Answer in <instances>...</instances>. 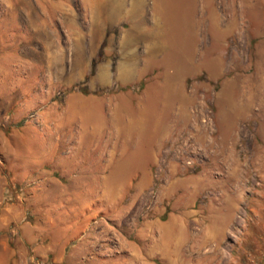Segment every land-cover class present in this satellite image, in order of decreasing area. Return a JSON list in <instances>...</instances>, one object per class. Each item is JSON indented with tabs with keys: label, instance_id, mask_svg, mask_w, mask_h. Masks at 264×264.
Here are the masks:
<instances>
[{
	"label": "rangeland",
	"instance_id": "1",
	"mask_svg": "<svg viewBox=\"0 0 264 264\" xmlns=\"http://www.w3.org/2000/svg\"><path fill=\"white\" fill-rule=\"evenodd\" d=\"M201 1L0 0L17 264H264V0Z\"/></svg>",
	"mask_w": 264,
	"mask_h": 264
},
{
	"label": "crops",
	"instance_id": "2",
	"mask_svg": "<svg viewBox=\"0 0 264 264\" xmlns=\"http://www.w3.org/2000/svg\"><path fill=\"white\" fill-rule=\"evenodd\" d=\"M139 1V3H137V6H141V4H142V7H145V5H146V2H147V0H143L142 1V3H141V0H138ZM187 1V4L191 7H195V5H197L198 6V4H199V0L198 1H196V0H186ZM212 2L214 3V4H217V6L218 5H220L221 4V0H202L200 3H201V5H203V6H206V7H208L209 9H210V7L212 6ZM91 3H94V0H91ZM126 6H128L127 8H131V7H136V3H133V2H130L129 4H125V7ZM216 6V5H215ZM160 7H163V6H160V5H158V7L157 8H160ZM124 12H126V11H124ZM143 14H145V11L143 12ZM130 18V20L133 18V16H129V17H124V20L126 21H129L128 19ZM215 24H217V21L216 22H214ZM219 24V23H218ZM48 26V25H47ZM51 27V26H50ZM49 27V29H51ZM220 30V29H219ZM226 30V29H225ZM224 30V31H225ZM95 32H96V30H95ZM79 33H80V35H81V29L79 28ZM103 33V31H101V33H100V35ZM98 36L99 35V33L97 34V32L96 33H94L93 34V36ZM7 253V251H6V248H5V245H4V243L3 242H0V264H17V262H16V260L15 259H13L12 257H11V255H7L6 254Z\"/></svg>",
	"mask_w": 264,
	"mask_h": 264
}]
</instances>
